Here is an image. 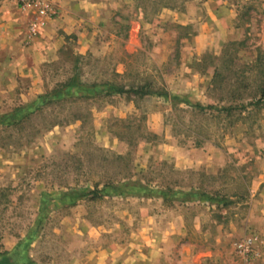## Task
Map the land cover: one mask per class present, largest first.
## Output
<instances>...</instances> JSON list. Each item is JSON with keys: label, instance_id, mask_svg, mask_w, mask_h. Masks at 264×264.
Here are the masks:
<instances>
[{"label": "rangeland", "instance_id": "obj_1", "mask_svg": "<svg viewBox=\"0 0 264 264\" xmlns=\"http://www.w3.org/2000/svg\"><path fill=\"white\" fill-rule=\"evenodd\" d=\"M6 256L264 264V0H0Z\"/></svg>", "mask_w": 264, "mask_h": 264}, {"label": "trees", "instance_id": "obj_2", "mask_svg": "<svg viewBox=\"0 0 264 264\" xmlns=\"http://www.w3.org/2000/svg\"><path fill=\"white\" fill-rule=\"evenodd\" d=\"M116 93V94H128V95H133V96H139V97H144V96H150V95H162V96H169L168 92L165 91H154L153 89L149 88L148 85H141L138 87H129V88H125L119 85H115V84H111V83H107V94H111V93ZM197 106V105H194ZM98 189H92L90 191H88V194L92 193V194H97ZM10 263V259L8 256L6 257H2L0 259V264H9Z\"/></svg>", "mask_w": 264, "mask_h": 264}, {"label": "built area", "instance_id": "obj_3", "mask_svg": "<svg viewBox=\"0 0 264 264\" xmlns=\"http://www.w3.org/2000/svg\"><path fill=\"white\" fill-rule=\"evenodd\" d=\"M254 240V238L249 237L237 243L236 249L238 253L242 256H247L251 251V248L254 244Z\"/></svg>", "mask_w": 264, "mask_h": 264}]
</instances>
